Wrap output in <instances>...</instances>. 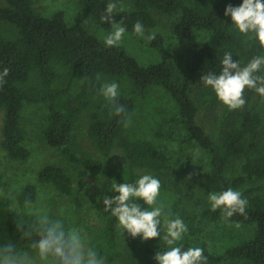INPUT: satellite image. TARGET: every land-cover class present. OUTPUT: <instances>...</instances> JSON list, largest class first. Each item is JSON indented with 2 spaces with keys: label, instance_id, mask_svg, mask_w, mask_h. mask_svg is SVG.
I'll use <instances>...</instances> for the list:
<instances>
[{
  "label": "trees",
  "instance_id": "obj_1",
  "mask_svg": "<svg viewBox=\"0 0 264 264\" xmlns=\"http://www.w3.org/2000/svg\"><path fill=\"white\" fill-rule=\"evenodd\" d=\"M4 1L6 5L0 6V70H10L0 89V148L5 156L15 162L28 159L30 151L25 146L21 113L25 103L42 104L47 110L43 129L47 145L59 149L70 164L100 168L99 161L85 154L77 157L70 149L73 127L84 112L93 147L103 156L115 149L121 151L123 161L108 174L111 184L135 183L144 174L160 180L157 204H162L165 212L160 219L178 217L187 226V232L174 246H181L183 250L204 249L207 264H220L225 260L264 264V194L244 197L248 200L247 219L238 214L229 219L254 224V235L214 254L206 243L196 244L189 239L198 216L180 215V199L174 197L163 180L170 166L164 148L168 141L175 140L178 132L185 142L197 145L205 154L206 160H201L200 167L205 169L201 185L203 196L196 202L201 218L212 222L224 218L220 209L212 210L209 193H221L229 187L237 190L247 180L264 179V146L258 147L248 139L262 119L264 121V113L262 118L250 102L258 94L245 89L246 103L238 110H229L223 105L230 129L218 141L197 122L199 106L191 96L193 86L202 75L222 70L215 49L195 38L196 29L214 32L225 52H231L233 60H238L241 66L260 54L259 45L241 36L231 26V18L224 16L227 5L238 7L243 0H117L130 3L129 8L116 11L113 19L118 24L122 21L125 34L132 39H138L133 32L137 21L144 29H151L157 23L154 13H179L170 26L177 47V61L170 59L163 37L155 33L152 35L155 39L146 41L153 55L144 64L123 46L107 47L100 33H90L79 22L68 24L60 10L43 16L35 10V0ZM81 3L99 32L115 29L114 25L101 20L106 10L104 0H81ZM3 23L16 29L14 39L2 34ZM111 82L119 85L116 102L126 106V115H116L112 105L100 95L101 87ZM198 100L202 105L208 101L216 104L218 99L211 88L205 87L199 92ZM129 117L131 123L126 126ZM241 156H244L241 172L228 179L225 176L228 163ZM3 177L0 170V189ZM37 179L52 185L63 196H73L71 178L59 165H45L37 172ZM26 199L32 203L36 199L33 184L24 185L16 195L18 206L22 208ZM135 202L146 207L142 200ZM62 222L67 229L68 224ZM35 223L29 211L17 213L11 198L0 192V246L13 243L20 250L30 246L19 229L20 225H25V229L32 227V239H38ZM125 234V248L121 254L124 264H153L147 256L153 258L157 251L168 249V246L155 247L152 240L143 241L139 236L132 238ZM95 236L91 245L97 253L112 256L118 242L116 219L107 218Z\"/></svg>",
  "mask_w": 264,
  "mask_h": 264
},
{
  "label": "rangeland",
  "instance_id": "obj_2",
  "mask_svg": "<svg viewBox=\"0 0 264 264\" xmlns=\"http://www.w3.org/2000/svg\"><path fill=\"white\" fill-rule=\"evenodd\" d=\"M105 6L109 0H104ZM117 4L116 11L130 7L129 2L113 0ZM4 0H0V6H5ZM35 10L43 16H48L54 11H62L68 24L79 22L90 33L98 34L105 38L112 31H100L92 22L89 16L84 12L81 0H35ZM156 25L151 29H144L145 36L160 34L167 48L170 59L177 61V47L170 31L172 21L179 13L172 15H163L154 13ZM2 34L7 39L16 37V29L8 24H2ZM195 38L200 41L209 43L216 51L218 59L225 52L223 45L220 43L218 36L212 32L202 29L194 31ZM148 39H132L130 35L124 33L119 45L135 57L141 64L152 57V52L146 45ZM201 77L193 86L191 96L199 106L197 122L203 127L207 134L214 140H220L230 129L229 117L223 113V104L217 100L216 104L207 102L199 103V92L204 90L205 86L200 83ZM253 110L260 113L263 118L264 97L260 98L255 95L250 101ZM47 110L42 104L25 103L21 121L25 134V146L29 149L30 155L26 161L15 162L8 159L0 148V170L3 172V186L0 189L1 194L7 195L12 200V205L17 213L29 211L28 208L18 206L16 195L20 188L27 184H33L36 188V199L32 203L33 207L45 209L48 214L68 224V228L73 226L83 227L91 236V240L96 237V233L103 228L107 218L111 217L110 213L103 212L102 198L104 196L114 197L118 193L113 192V184L108 180V174L116 170L118 163L123 161L121 151L113 150L108 156H103L92 145L87 134L88 118L83 112L72 131V144L70 149L75 156L81 154L87 155L91 160L99 161L100 168L84 167L81 164H70L66 161L59 149L47 145L43 129L46 125ZM2 121V111L0 109V126ZM249 141H253L258 147L264 146V121L256 128L255 132L249 136ZM199 149L198 155H194ZM170 158L169 169L163 176L166 186L171 190L175 198L179 197L180 215L198 216L193 225L194 232L189 233V239L196 243H206L209 250L214 254L222 253L226 248L234 246L244 239L252 237L255 233L254 224H242L237 227L238 222H231L224 218L216 221H208L200 217V211L196 205L200 201L202 193L203 173L205 169H200L202 159L205 154L200 148L184 141L181 132L175 136V140L168 141L164 148ZM244 156L233 158L227 165L225 176L229 179L241 172V165ZM47 164H55L63 167L71 178L73 187V196L67 197L59 194L56 189L50 185L41 183L37 179V172ZM84 173V174H82ZM237 191H241L243 197L255 194H264V179L247 180ZM100 198V199H98ZM117 223L118 242L112 251L100 256L105 258V264H124L121 260V254L125 248V237L121 239ZM161 233L165 231L164 219L161 220ZM125 240V241H124ZM153 245L157 248L167 246L162 239H153ZM21 250L29 251L35 256V250L30 246ZM149 260L156 264V261L147 256ZM220 264H250L245 261L225 260Z\"/></svg>",
  "mask_w": 264,
  "mask_h": 264
},
{
  "label": "clouds",
  "instance_id": "obj_3",
  "mask_svg": "<svg viewBox=\"0 0 264 264\" xmlns=\"http://www.w3.org/2000/svg\"><path fill=\"white\" fill-rule=\"evenodd\" d=\"M117 4L109 0L101 20L115 26V30L105 37L107 47L118 46L126 27L122 21H114ZM224 16L231 18V26L248 40H254L260 47V54L254 55L245 66L238 60H233L231 52H224L220 58L221 71H209L202 75L200 83L213 90L216 98L229 110L244 107L245 89L254 90L264 97V0H243L238 6L227 5ZM135 35L148 40L154 36H145L144 25L137 21L133 26ZM9 69L0 70V89L6 83ZM102 95L111 105L116 115L127 114L125 105L117 103L119 85L115 82L105 83L100 89ZM131 123L130 117L126 123ZM199 149L194 155H198ZM161 182L151 174L142 175L135 183H120L113 185L114 197L102 198L103 212L110 213L118 221L119 235L127 233L130 237H140L143 241L162 239L168 246L166 251H157L154 255L156 264H207L204 249L190 247L183 250L174 246L187 232V226L181 218L165 219V231L162 235L161 217L165 215L162 204H157L160 195ZM100 199V198H98ZM142 200L146 207L135 201ZM208 200L213 211L220 209L227 221L234 215L247 219L246 208L248 200L241 191L229 187L221 193H209ZM29 213L35 217V227L39 238L33 240L32 227L20 225L23 238L29 240L30 247L35 250L33 256L27 250H20L13 243L0 246V264H105V258L100 256L91 245V236L83 228L73 226L65 228L63 222L52 218L48 212L39 207H33L31 200H25ZM170 215V213H169ZM237 227L241 225L237 223ZM24 229V230H22ZM123 240V239H122Z\"/></svg>",
  "mask_w": 264,
  "mask_h": 264
}]
</instances>
